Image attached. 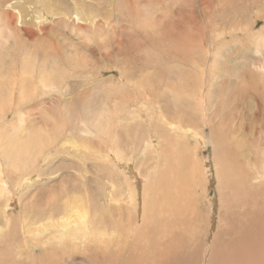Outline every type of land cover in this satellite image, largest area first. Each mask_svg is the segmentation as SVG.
Instances as JSON below:
<instances>
[{"label": "rangeland", "instance_id": "rangeland-1", "mask_svg": "<svg viewBox=\"0 0 264 264\" xmlns=\"http://www.w3.org/2000/svg\"><path fill=\"white\" fill-rule=\"evenodd\" d=\"M263 183L264 0H0V264H210Z\"/></svg>", "mask_w": 264, "mask_h": 264}, {"label": "bare ground", "instance_id": "bare-ground-1", "mask_svg": "<svg viewBox=\"0 0 264 264\" xmlns=\"http://www.w3.org/2000/svg\"><path fill=\"white\" fill-rule=\"evenodd\" d=\"M261 184L258 182L256 185ZM253 204L255 207L252 208V214L246 208L242 212L235 211V214L240 216L238 218L239 223L234 225L231 230H227L228 227L226 226L228 232H225L226 230L221 231L225 238L224 241L220 242L218 248L214 249L213 247L214 251L210 250L208 257H212L213 254V258L211 261L209 260L210 264H264V202L261 200L259 202L254 201ZM224 222L227 223L226 220ZM159 223L158 225H161L165 230L160 240L157 239L158 242L153 243L150 249H148L149 244L147 243L140 249L136 247L137 243L131 244V247L123 252L125 261H122V264H189L184 260L181 261L180 255H185L184 251L177 252L172 245L176 243L183 246L188 241L183 242L186 228L180 223V219L177 221L173 219L171 222L170 220L159 219ZM136 252H139L140 255H136ZM197 259L199 258L197 257Z\"/></svg>", "mask_w": 264, "mask_h": 264}]
</instances>
